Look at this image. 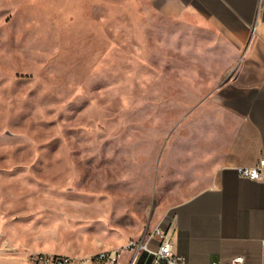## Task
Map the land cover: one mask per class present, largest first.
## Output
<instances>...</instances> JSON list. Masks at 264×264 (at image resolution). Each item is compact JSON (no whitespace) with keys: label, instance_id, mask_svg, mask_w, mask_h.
I'll use <instances>...</instances> for the list:
<instances>
[{"label":"rangeland","instance_id":"374dc122","mask_svg":"<svg viewBox=\"0 0 264 264\" xmlns=\"http://www.w3.org/2000/svg\"><path fill=\"white\" fill-rule=\"evenodd\" d=\"M160 3L0 0V264H102L204 185L234 43Z\"/></svg>","mask_w":264,"mask_h":264},{"label":"crops","instance_id":"0c3cea01","mask_svg":"<svg viewBox=\"0 0 264 264\" xmlns=\"http://www.w3.org/2000/svg\"><path fill=\"white\" fill-rule=\"evenodd\" d=\"M160 6L173 17L189 13L222 31L237 60L196 108L218 114L211 117L216 125L210 149L194 152L212 160L209 176L194 193L155 214L148 229H170L174 251L186 264H228L236 257L237 264H264V183L237 172L264 163V0H161ZM138 264L152 262L142 253Z\"/></svg>","mask_w":264,"mask_h":264},{"label":"built area","instance_id":"2783aa9c","mask_svg":"<svg viewBox=\"0 0 264 264\" xmlns=\"http://www.w3.org/2000/svg\"><path fill=\"white\" fill-rule=\"evenodd\" d=\"M238 175L253 181L264 183V163L258 162L253 166H240L237 168ZM145 253L152 264H186L184 257L174 251L173 238L170 229L160 224L146 230L141 236L129 238L124 244L112 250L96 253L89 262L102 264H120L123 256L128 254L126 264H138L140 254ZM52 264H71L69 259L55 257L47 260ZM241 262L240 257L234 258L228 264ZM218 264V263H213Z\"/></svg>","mask_w":264,"mask_h":264}]
</instances>
